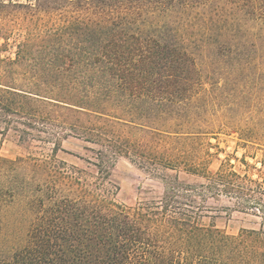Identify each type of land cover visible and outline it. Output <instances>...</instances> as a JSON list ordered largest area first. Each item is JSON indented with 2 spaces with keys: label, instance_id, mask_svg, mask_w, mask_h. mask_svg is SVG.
<instances>
[{
  "label": "trees",
  "instance_id": "1",
  "mask_svg": "<svg viewBox=\"0 0 264 264\" xmlns=\"http://www.w3.org/2000/svg\"><path fill=\"white\" fill-rule=\"evenodd\" d=\"M261 82L264 0H0V134L21 150L0 151V264H264V177L172 167L218 130L264 140ZM119 158L162 192L118 203ZM222 197L260 221L229 233Z\"/></svg>",
  "mask_w": 264,
  "mask_h": 264
},
{
  "label": "rangeland",
  "instance_id": "2",
  "mask_svg": "<svg viewBox=\"0 0 264 264\" xmlns=\"http://www.w3.org/2000/svg\"><path fill=\"white\" fill-rule=\"evenodd\" d=\"M25 1V0H23ZM257 87H262L264 94V82L258 83ZM262 101L256 98L254 100ZM238 118L254 120L255 113H250L243 110L238 115ZM239 133L225 130H218L216 134L207 136L204 139L195 141L196 156L194 162L185 165H173L179 169L180 176L192 183L204 181L205 179L195 173L186 172V169H201L207 173H215L222 166L232 168L248 174L250 177H264V140L254 139L247 141L240 139ZM259 137V136H258ZM63 148L80 155H92L86 152L83 148V143L74 139H68L63 142ZM0 151L3 155L10 158L16 157L21 150L11 141L10 138H4L0 134ZM59 156L68 160L70 163H75L79 166H85V163L78 157L60 152ZM150 165H138L132 163L126 158H119L114 165H111V177L109 179L114 189L113 198L118 203L128 206H134L139 201L159 194L163 190V183L154 177L150 171ZM171 174L176 171L173 169L166 170ZM210 206L216 207L217 211L215 221L218 226L224 228L231 234L237 233L243 227H250L259 222L260 218L250 212L240 211L234 206L233 201L226 197H222L219 201L212 198L208 199Z\"/></svg>",
  "mask_w": 264,
  "mask_h": 264
}]
</instances>
